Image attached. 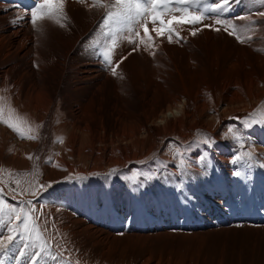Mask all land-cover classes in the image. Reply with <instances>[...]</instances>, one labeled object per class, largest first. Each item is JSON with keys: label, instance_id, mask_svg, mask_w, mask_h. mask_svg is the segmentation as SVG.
I'll return each instance as SVG.
<instances>
[{"label": "bare ground", "instance_id": "bare-ground-1", "mask_svg": "<svg viewBox=\"0 0 264 264\" xmlns=\"http://www.w3.org/2000/svg\"><path fill=\"white\" fill-rule=\"evenodd\" d=\"M93 3L66 0L65 26L45 20L41 35L30 22L34 0H0V96H7L6 103L31 126H41L39 138L29 140L0 123V163L17 164L30 178L32 156L38 153L41 174L35 177L51 184L36 202L47 240L82 264H251L258 256L264 264V245H255L264 240V122L250 128L242 122L264 104V16L258 14L264 5L233 0L226 14L242 37H251L247 43L223 30L176 21L172 26L183 39L169 43L156 37L149 21L153 47L133 51L134 45L121 40L113 62L127 58L113 76L86 51L92 43L109 42L107 29L100 27L106 10L89 7ZM196 28L202 30L191 35ZM199 137L210 144L183 156L189 163L178 170L179 155L173 158L169 150L183 149ZM246 151L252 152L251 159L232 163ZM204 153L207 167L196 163ZM159 159H168L170 166L157 174ZM138 165H149L155 173L151 179L139 178L142 195L128 190L130 198L121 194L122 202L116 198L113 204L111 197L76 209L60 205L66 194L56 191L52 201L41 202L66 179L97 175L94 188L100 191L114 183L112 169ZM168 187L175 204L165 207ZM160 192L163 201L151 202ZM97 202L103 206L99 209L111 208L100 218L93 214L99 211H94ZM218 233L248 236L255 252L245 258L243 252L230 253L226 238L212 245L209 238Z\"/></svg>", "mask_w": 264, "mask_h": 264}, {"label": "snow or ice", "instance_id": "snow-or-ice-1", "mask_svg": "<svg viewBox=\"0 0 264 264\" xmlns=\"http://www.w3.org/2000/svg\"><path fill=\"white\" fill-rule=\"evenodd\" d=\"M79 2L83 3L84 0H79ZM250 2L254 5L257 3L264 5V0H250ZM65 3L66 0H34V6L30 10V22L34 30L43 35L41 22L45 20L64 27L62 20L66 21L68 19ZM232 3L233 0H211V2L209 0H115L113 4H105L102 0H94V3L89 5V7L106 10L103 15V24L100 27L102 30L107 29V31H104V36L108 38L109 42L100 47L97 46L99 42L92 43L88 45L86 51L95 55L103 64L110 68L112 75L116 76L117 68L127 58L121 57L120 60L113 62V57L121 40H127L129 44L134 45L133 51L138 50L140 45H144L145 51L153 47L154 38L147 27L149 21L153 25L152 31L156 33V37H166L169 43H179L183 39L172 26L173 21H176L177 24L202 25L203 28H210L214 31L223 30L228 35L234 36L237 42L247 43L251 37H242L235 21L226 15L231 10ZM174 5L176 6L175 8L173 7ZM112 9H115V11ZM175 11H179L181 15L177 17L174 15ZM258 14L264 16V11ZM166 16L169 17L167 23L165 22ZM213 17L215 19H212ZM20 19H24V17H17L12 22L17 23ZM236 19H243V17H237ZM205 20H210V22L204 23ZM157 22H159V27L156 26ZM141 28L143 29V36H141L139 31ZM200 30L202 29L196 28L190 34L194 36ZM137 39H139V44ZM149 54L154 55L155 52L153 51ZM3 91L6 92L7 89ZM5 100V97L0 96V101ZM5 106L7 107V115L4 112ZM249 115H254V113ZM232 119L237 118L233 117ZM260 122H264V119ZM0 123L5 124L21 139L36 140L39 138L37 129L41 126H31L26 117L16 114V110L11 107L10 102L6 103V105H0ZM245 123L247 124V121ZM228 132L233 136L236 135L232 128H229ZM59 142H62V140ZM203 142L210 144L207 139ZM28 158L31 159V156ZM245 158L251 159L252 152L246 151L235 155L232 163L236 164ZM205 160L206 157L202 155L196 160V163L207 167L208 165L204 164ZM46 162L50 163L51 158ZM188 163L186 159L180 158L175 167L178 170H185V166ZM116 171V169L111 170L113 173ZM234 174L239 176L241 173L237 171ZM16 183L19 184V181H16ZM50 186L51 184H39L38 188L32 191L33 199H21L19 207L7 203L3 198V188H0V226H6L8 233L6 236L0 233V236H3V242L0 243V252L5 256L10 246L19 241L22 242L23 247L19 249V255L14 257L16 261L21 259L27 261L30 256L31 264H40L42 257L53 262L63 261V264H71L69 258L63 256V251L58 252L56 255L51 254V241L44 238L38 223L40 215L37 214L35 202L40 194ZM12 191L15 192L14 189ZM15 198L14 195L13 199ZM42 210L43 206L40 208V214H42ZM29 248L36 249L34 255H30ZM0 264H3L2 259H0ZM75 264H80V261L77 260Z\"/></svg>", "mask_w": 264, "mask_h": 264}, {"label": "rangeland", "instance_id": "rangeland-1", "mask_svg": "<svg viewBox=\"0 0 264 264\" xmlns=\"http://www.w3.org/2000/svg\"><path fill=\"white\" fill-rule=\"evenodd\" d=\"M4 97L7 99V96H4ZM6 102H7V100L1 101V105H6ZM4 112L7 115L6 106L4 108ZM253 113H254V115H251V116L250 115H246V116H244L242 118V122H243V127L244 128H250V127H253V126L262 125V122H260V121H262V119H264V104L261 107V109L258 110V112L255 111ZM59 116H60V113L57 112V114H55V117L58 118ZM246 121H247V124L245 123ZM253 121H257V122H253ZM204 140L205 139H202V138L199 137V138L195 139V141L193 142L192 145H189V146L187 145L183 149H178V150L177 149L175 150L173 148L172 150L170 149L171 151L169 150V152H170V154L172 155L173 158L177 157V154L179 155V157H178L179 159L183 158V156L190 155V153L193 150L197 149V148H203L204 149V147L206 145L203 142ZM205 154H207V153H204L203 156H205ZM36 155L34 154L32 156V158L34 157L33 161H32L33 162V170H32L33 172L32 173H34L35 175L34 174L33 175L30 174V176H31L30 178L28 176V173L25 174L24 171H23V168L18 167L17 164H14V163L13 164L0 163V188H3V198H4V200L7 203L12 204V205H16L17 207H19V201L21 199H23V200L33 199L32 191L34 189H37L38 185L41 184V183H39L40 182L39 179H37V177H35L36 175L40 176V174H41V170H40L41 168L38 165L39 155H38V153ZM44 157H46V159H48V155L47 154ZM169 166L170 165H169V160L168 159L162 160V161L159 159L156 162V171H155V173L159 174L162 169L163 170H167L169 168ZM155 173H153V171H152V169L150 168L149 165H138V167L135 166L134 168H132V170L121 169V170H119V172L118 171L114 172V173L111 172V178L114 181V183L112 185L110 184L108 186L102 187L105 190V191L103 190V192L101 191L102 188H100L101 193H100V191L98 189L97 190L95 189L98 186V176L97 175H92V176H89V177L79 176L77 178H69V179H66L64 182H62V183H64V186H63L62 183H61V185L58 186L57 189H59V190H57V189L56 190L51 189V191L49 190L50 192L47 193V195H46L47 198L45 197V199H47V200L46 201L43 200L41 202L44 204V203H48V200L52 201L54 196L57 193H61V194L65 193L66 194V195H64V198L59 201L60 205H62L64 207L66 205H69L71 207L72 204H73V206L75 205L74 208H76V209H79V207L85 208V205L87 206V204H88L87 202H89V203L91 202L92 203L93 201H99L100 199L107 201L108 199H111V197H112L111 200L113 201V204L116 203L117 199H121L120 201L122 202L124 194H125L126 197L130 198V196H128V193H129L130 190L133 193L134 192H138V193H140L142 195L143 194V189H140L142 187L139 185V182H138L139 178L141 176H143V177H146L148 179H151V178L154 177ZM121 180H129L130 181V185H132V186L131 187H125L123 181H121ZM16 181H19V184H17ZM89 184L93 188H91L89 186ZM116 184H117V186H115ZM134 184H135L136 187L134 186ZM73 185L76 188L75 187L73 188ZM67 186H69V187H67ZM81 186H83V187H81ZM87 186H89L90 188L88 189ZM111 186H112V190H111ZM139 186H140V188H139ZM70 187H72V188H70ZM118 187H119V189H118ZM121 187L123 189H121ZM13 189L15 190V192L12 191ZM91 189H93V190H91ZM25 190H27V191H25ZM89 190H91V192H89ZM110 190H111V192H110ZM115 190H117L116 191L117 193L115 192ZM121 190H123V191H121ZM56 191H57V193H56ZM64 191H66V192H64ZM125 191H126L127 194L124 193ZM168 191H169V194H171V196H169L170 200L165 201L166 202V203H164L165 207H169L168 204L170 206H174V204H175V195L173 193H171L172 191L169 189V187H168ZM21 193H23V195H21ZM114 193H116V194H114ZM50 194H53V195H50ZM99 194H102V195L99 196ZM104 194H107V197ZM121 194H123V195H121ZM14 195L16 197L15 199H13ZM70 195H71L73 203L70 201L71 200L70 198H69V200L68 199L65 200V198H67V196L70 197ZM77 195L79 196V199H78ZM49 196H50V198H49ZM92 196H93V198H92ZM108 196H109V198H108ZM121 196H122V198H121ZM156 196L158 197V195H156ZM157 197L154 196L153 200H151V202H154V200H155V202L157 204H159L161 201H163V200H161L163 198L161 196V192H160V196L158 198ZM80 198H82V199H80ZM94 199H97V200H94ZM156 199H158L159 202ZM37 201L38 200H36V202ZM66 202H67V204H66ZM76 202H78V204L81 203L82 205L80 204L78 206V204H76ZM85 202L87 204H85ZM146 202L144 203V200H143L144 204H146ZM98 204L99 203L97 202L96 206H95L96 209L94 211H98L99 210L98 211L99 213L97 212L98 213L97 214V213L93 212V214L95 216L93 214H91V217L94 216V218H97V216H98L100 218V215L106 214L105 211L111 210V208L109 209L108 206L105 209H99L98 208L99 206H100V208H103V206L101 204H99V205ZM76 205H77V207H76ZM107 209H109V210H107ZM42 220L43 219H40L38 223L40 224L41 232L43 231L44 238L47 240L46 234H45V232L43 230V221L44 220L43 221ZM0 233H3V235H5V236L8 234L7 231H6V226H0ZM247 237L248 236H246V237L245 236H242V237L236 236L235 237L232 234L218 233V235L211 236L209 239L212 242V245L216 246L220 240L226 238L225 248L230 253L233 250H236V253L243 252V256L245 258L251 252H255L253 246H251V244L249 242V239ZM2 242H3V236H0V243H2ZM58 245H59V247H61L59 243H54L53 245H51V254L52 255H56L58 253L59 250L58 249L57 250L54 249V247L58 248ZM255 245H256V247L264 245V240L263 239H257V242H256ZM21 247H23L22 242L17 241L16 243H13L10 246L6 256L2 252H0V259L3 260V264H31L30 256L27 258V261L25 259H21L20 261H16L14 259L15 256L19 255V249ZM60 249H62V248H60ZM28 251H29L30 255H34L36 249L29 248ZM59 252H61V250ZM63 256L64 257H68L70 262H71V264H75L76 260H74L71 256H69L68 254H65L64 252H63ZM260 258L261 257H259V256L255 257L252 260L251 264H259L260 263ZM40 264H63V261L53 262L50 259L42 257ZM80 264H82V263L80 262Z\"/></svg>", "mask_w": 264, "mask_h": 264}]
</instances>
